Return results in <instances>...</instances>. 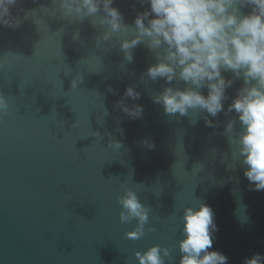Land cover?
Segmentation results:
<instances>
[{
    "label": "water",
    "instance_id": "95a60500",
    "mask_svg": "<svg viewBox=\"0 0 264 264\" xmlns=\"http://www.w3.org/2000/svg\"><path fill=\"white\" fill-rule=\"evenodd\" d=\"M133 2L114 5L129 25ZM21 7L36 12L37 24L27 19L15 31L0 28V92L10 105L0 116V264H137L134 253L156 244L170 248L178 264L182 209L195 199L212 207L219 228L213 250L229 264L264 255V191H249L239 166L227 168L223 114L216 128L202 119L190 125L188 117L166 116L150 99L164 82L143 77L155 62L143 45L121 68L119 44L97 48L104 29L90 20L68 24L59 13L41 12L51 0H24ZM76 75L83 82L72 90ZM132 84L145 111L142 119L124 117L121 136L115 121L123 114L112 108L120 97L105 90L111 85L122 95ZM103 104L109 115L101 125ZM109 133L122 142L120 150L108 147ZM145 139L155 148L148 149ZM196 165L203 167L195 171ZM125 187L151 208L138 240L125 237L135 221L118 219L117 197Z\"/></svg>",
    "mask_w": 264,
    "mask_h": 264
},
{
    "label": "clouds",
    "instance_id": "9594fccd",
    "mask_svg": "<svg viewBox=\"0 0 264 264\" xmlns=\"http://www.w3.org/2000/svg\"><path fill=\"white\" fill-rule=\"evenodd\" d=\"M23 3L24 0H0V28L15 31L27 19L36 23V12L21 7ZM115 3L116 0H51L52 7H42L40 11L49 16L59 13V18L68 24L90 20L104 29L96 37V47L105 48L113 41L119 44L123 53L121 68L134 62L133 50L143 45L155 59L143 77L164 82L158 92L150 93L152 102L161 106L168 117H188L190 125L202 119L206 127L216 128L220 126L217 118L223 114L222 135L231 150L227 168L235 170L239 166L248 181V190L264 191V0H134L131 25ZM137 5L143 10L138 11ZM79 38L77 30L73 39ZM95 57L100 68V58ZM3 68L0 64V70ZM238 80L242 81L241 86L229 97L228 90ZM82 82L83 77L76 75L71 89H77ZM137 87H126L122 95L111 85L105 90L120 97L112 108L123 114L115 121L121 136L124 130L119 125L124 117L143 118L144 106L136 103L142 95ZM9 109L6 96L0 92V116L8 115ZM108 115L103 104L98 123L102 125ZM93 136L103 138L98 131ZM108 136L109 148L123 147L111 133ZM143 144L150 150L155 148V143L147 139ZM202 167L196 165L194 170ZM117 204L121 224L135 221V227L125 237L143 238L151 208L127 187L117 197ZM214 217L212 207L203 200L195 199L183 207L178 264H229L228 256L213 250L219 231ZM134 256L137 264H177L172 250L160 244L137 251ZM242 264H264V255L253 253Z\"/></svg>",
    "mask_w": 264,
    "mask_h": 264
}]
</instances>
